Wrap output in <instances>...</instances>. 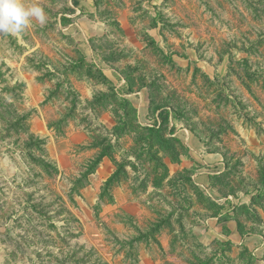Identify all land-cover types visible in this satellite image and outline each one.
Wrapping results in <instances>:
<instances>
[{"label":"rangeland","instance_id":"rangeland-1","mask_svg":"<svg viewBox=\"0 0 264 264\" xmlns=\"http://www.w3.org/2000/svg\"><path fill=\"white\" fill-rule=\"evenodd\" d=\"M255 1L21 0L45 22L0 33V264H261Z\"/></svg>","mask_w":264,"mask_h":264},{"label":"clouds","instance_id":"clouds-1","mask_svg":"<svg viewBox=\"0 0 264 264\" xmlns=\"http://www.w3.org/2000/svg\"><path fill=\"white\" fill-rule=\"evenodd\" d=\"M35 18L45 22V13L39 6L25 7L21 0H0V33L17 34Z\"/></svg>","mask_w":264,"mask_h":264},{"label":"crops","instance_id":"crops-1","mask_svg":"<svg viewBox=\"0 0 264 264\" xmlns=\"http://www.w3.org/2000/svg\"><path fill=\"white\" fill-rule=\"evenodd\" d=\"M239 237H240V236H239ZM260 238H261V239H260L259 241H256V238H255V242H257L258 245L255 246V249H254V250H255V251H259V250H260V252H262V254H263V251H264V238H263V237H260ZM242 242H245V243H244L245 246H249V244L252 243V241H250V243L248 244L246 240L244 241V239H242V240H241V243H237V244L241 245ZM247 244H248V245H247ZM257 256L260 258L259 261L261 262V264H264V258H263L261 255H257Z\"/></svg>","mask_w":264,"mask_h":264},{"label":"trees","instance_id":"trees-1","mask_svg":"<svg viewBox=\"0 0 264 264\" xmlns=\"http://www.w3.org/2000/svg\"><path fill=\"white\" fill-rule=\"evenodd\" d=\"M255 2H256V4H257L258 6H260V4L264 3V0H258V1H255ZM256 10H257V11H260L261 13L263 12L261 9H256ZM260 16H261V15H260ZM159 116H160V114H159ZM165 116H166L165 120H167V116H168V115H165ZM165 116H164V117H165ZM103 156H104V155H102V154L100 155V157H103ZM100 160H101V159H98V160H97V162H96V166L99 164ZM94 169H95V165H94V167H92V168H91V167H88L85 173H86L87 175H89V174L93 173ZM237 230H239V228H237Z\"/></svg>","mask_w":264,"mask_h":264}]
</instances>
